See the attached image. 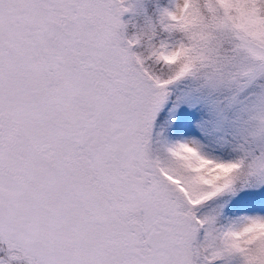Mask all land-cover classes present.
<instances>
[{"label":"snow or ice","instance_id":"1","mask_svg":"<svg viewBox=\"0 0 264 264\" xmlns=\"http://www.w3.org/2000/svg\"><path fill=\"white\" fill-rule=\"evenodd\" d=\"M0 264H264V0H0Z\"/></svg>","mask_w":264,"mask_h":264}]
</instances>
